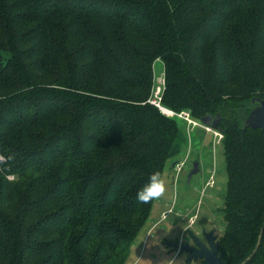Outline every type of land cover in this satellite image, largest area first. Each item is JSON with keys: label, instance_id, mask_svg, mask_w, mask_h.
Segmentation results:
<instances>
[{"label": "trees", "instance_id": "trees-1", "mask_svg": "<svg viewBox=\"0 0 264 264\" xmlns=\"http://www.w3.org/2000/svg\"><path fill=\"white\" fill-rule=\"evenodd\" d=\"M160 106L218 120L224 264H264V0H0V264H125L186 145ZM182 121L183 123H181ZM191 144V143H190ZM171 164V165H172Z\"/></svg>", "mask_w": 264, "mask_h": 264}, {"label": "rangeland", "instance_id": "rangeland-1", "mask_svg": "<svg viewBox=\"0 0 264 264\" xmlns=\"http://www.w3.org/2000/svg\"><path fill=\"white\" fill-rule=\"evenodd\" d=\"M153 73L155 95L164 84L160 60L154 62ZM195 130L190 140L186 137V145L178 158L181 161L186 157L181 173L176 176L171 161L166 163L161 176L165 193L154 200L125 264H202L198 259L188 262L185 253L173 251L174 244L188 241L189 233L201 237L204 232L213 231L216 239L222 235L224 223L220 208L226 189V171L221 141L211 131L203 130L197 136ZM194 162L198 163L199 171L189 178ZM168 210L167 218L158 223L162 213Z\"/></svg>", "mask_w": 264, "mask_h": 264}, {"label": "water", "instance_id": "water-1", "mask_svg": "<svg viewBox=\"0 0 264 264\" xmlns=\"http://www.w3.org/2000/svg\"><path fill=\"white\" fill-rule=\"evenodd\" d=\"M249 112L247 114L242 113V118L240 121V128L244 132L246 128H260L262 131H264V99L259 98H252L249 101L248 104ZM165 110V108H162ZM200 124L206 127H209L211 129H215L218 120H213L211 117L206 116L199 120ZM200 132H203L201 128H197L195 130L196 135ZM199 135V134H198ZM174 166V163L171 165V167ZM199 171L198 169V163L194 162L192 170L188 173V177L190 178L192 175L196 174ZM262 231L263 229H260L257 243L255 245V248L251 255L246 258L245 261H243L240 264H245L252 255L256 252L260 245L261 237H262ZM191 239L193 240V244H183L180 245L181 251H186L189 253L188 256V262L196 259H202V264H224L222 260V255L219 254L218 251V245L219 242L215 241V237L212 235V232L210 231L208 234L205 235V238L207 240V243L204 244L199 240L198 237L193 235V233H189ZM179 245L175 244L174 247L177 249Z\"/></svg>", "mask_w": 264, "mask_h": 264}, {"label": "built area", "instance_id": "built-area-1", "mask_svg": "<svg viewBox=\"0 0 264 264\" xmlns=\"http://www.w3.org/2000/svg\"><path fill=\"white\" fill-rule=\"evenodd\" d=\"M164 85V84H163ZM163 85H162V89L160 90V92L158 91L155 95L153 94V98L149 101L151 104L155 105L156 107H158L161 112L167 116H176L180 119H182L185 122V131L187 133L188 139L190 140V136L191 134L194 132V130L196 128H201L204 131H211L213 133V135L215 136V138H217L218 142L221 140L222 138V134L219 131H216L215 129H211L209 127L203 126L200 124L199 121L194 120L193 118H191V116L189 115L188 112H180V113H174L173 111H170L168 109H162L163 107L160 106V99H161V93L163 90ZM155 87V85H154ZM190 149V143H189V148ZM185 161H186V157L183 160H178V162L176 161L175 165H174V170L176 173V176H178L183 167L185 166ZM170 213V210H168L167 212L162 213V216L160 218V220H165L167 218V215Z\"/></svg>", "mask_w": 264, "mask_h": 264}, {"label": "clouds", "instance_id": "clouds-1", "mask_svg": "<svg viewBox=\"0 0 264 264\" xmlns=\"http://www.w3.org/2000/svg\"><path fill=\"white\" fill-rule=\"evenodd\" d=\"M15 159V154L7 156L0 154V171H8L6 165ZM165 193V183L159 171L149 174L148 182L137 192V200L141 203H149L154 199H159Z\"/></svg>", "mask_w": 264, "mask_h": 264}, {"label": "flooded vegetation", "instance_id": "flooded-vegetation-1", "mask_svg": "<svg viewBox=\"0 0 264 264\" xmlns=\"http://www.w3.org/2000/svg\"><path fill=\"white\" fill-rule=\"evenodd\" d=\"M192 167H193V164H192ZM189 171H191V170H189ZM210 231H208V232H204L203 234H202V236L200 237H198L199 238V240L201 241V242H203L204 244H206L207 243V240H206V238H205V235L206 234H208ZM212 232V235L214 236V234H213V231H211ZM215 237V236H214ZM215 241H218V239H216V237H215ZM177 244V243H176ZM183 244H189V245H192L193 244V240L190 238L188 241H186V242H182L181 244H179V246L177 247V250H179V252L180 253H185V256H186V258L188 259V256H189V253L188 252H186V251H181L180 250V245H183ZM175 245V244H174ZM176 249V248H175ZM186 259V260H187ZM197 260V259H196ZM198 260H200V262H202L203 260L202 259H198ZM188 261V260H187ZM193 261V260H192ZM191 262V261H190Z\"/></svg>", "mask_w": 264, "mask_h": 264}, {"label": "crops", "instance_id": "crops-1", "mask_svg": "<svg viewBox=\"0 0 264 264\" xmlns=\"http://www.w3.org/2000/svg\"><path fill=\"white\" fill-rule=\"evenodd\" d=\"M198 136V135H197ZM163 221V220H162ZM161 222V220L159 219V221H158V223H160ZM173 251H175V252H178V250L177 249H175V250H173ZM180 253V252H179ZM181 254V253H180ZM186 257V256H185ZM187 262V261H186Z\"/></svg>", "mask_w": 264, "mask_h": 264}]
</instances>
